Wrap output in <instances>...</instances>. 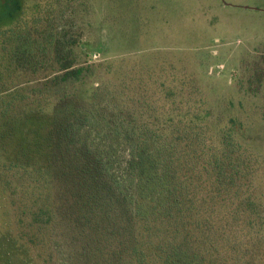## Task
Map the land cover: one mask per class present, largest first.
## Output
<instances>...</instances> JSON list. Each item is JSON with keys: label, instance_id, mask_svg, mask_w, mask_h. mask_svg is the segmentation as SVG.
Instances as JSON below:
<instances>
[{"label": "trees", "instance_id": "16d2710c", "mask_svg": "<svg viewBox=\"0 0 264 264\" xmlns=\"http://www.w3.org/2000/svg\"><path fill=\"white\" fill-rule=\"evenodd\" d=\"M61 1L0 0V182L36 259L61 264L60 237L65 264H264V147L252 124L232 101L212 106L192 72L138 62L123 85L135 106L117 121L134 142L136 194L124 195L77 137L97 111L71 91L91 71L58 24ZM110 4L123 19L138 3Z\"/></svg>", "mask_w": 264, "mask_h": 264}, {"label": "rangeland", "instance_id": "374dc122", "mask_svg": "<svg viewBox=\"0 0 264 264\" xmlns=\"http://www.w3.org/2000/svg\"><path fill=\"white\" fill-rule=\"evenodd\" d=\"M110 1L63 0L58 24L79 39L76 61L91 71L71 89L78 105L97 111L95 119L76 126L77 137L103 159L115 187L127 196L136 194L126 172L134 142L117 121L135 106L123 85L138 62L168 63L201 78L211 105L232 101L236 114L252 124L255 147H264V82L257 79V72H264V0H137L135 13L123 19L115 18ZM250 86L260 93L247 96L243 89ZM0 185L6 190H0V264H41L20 236V209ZM52 246L65 264L67 244L54 237Z\"/></svg>", "mask_w": 264, "mask_h": 264}]
</instances>
